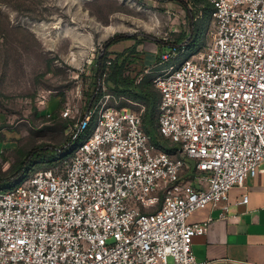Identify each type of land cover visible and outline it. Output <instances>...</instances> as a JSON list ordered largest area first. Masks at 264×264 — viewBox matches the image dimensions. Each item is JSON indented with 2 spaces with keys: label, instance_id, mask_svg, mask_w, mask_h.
I'll return each mask as SVG.
<instances>
[{
  "label": "built area",
  "instance_id": "built-area-1",
  "mask_svg": "<svg viewBox=\"0 0 264 264\" xmlns=\"http://www.w3.org/2000/svg\"><path fill=\"white\" fill-rule=\"evenodd\" d=\"M207 1L205 48L172 45L152 77L175 150L150 141L142 103L102 85L71 153L0 188V264H213L192 252L211 218L188 217L264 174V0Z\"/></svg>",
  "mask_w": 264,
  "mask_h": 264
},
{
  "label": "rangeland",
  "instance_id": "rangeland-1",
  "mask_svg": "<svg viewBox=\"0 0 264 264\" xmlns=\"http://www.w3.org/2000/svg\"><path fill=\"white\" fill-rule=\"evenodd\" d=\"M209 27L211 19L187 56L205 48ZM189 31L186 9L176 1L0 0V178L28 155L33 162L27 175L70 154L69 137L86 111L89 81L107 40L115 34L135 37L108 51L112 55L135 41L125 75L139 81L143 74L152 78L161 54L175 42L186 43ZM118 102L134 111L141 108ZM0 184L9 186L8 181Z\"/></svg>",
  "mask_w": 264,
  "mask_h": 264
},
{
  "label": "crops",
  "instance_id": "crops-1",
  "mask_svg": "<svg viewBox=\"0 0 264 264\" xmlns=\"http://www.w3.org/2000/svg\"><path fill=\"white\" fill-rule=\"evenodd\" d=\"M86 135L79 136L83 139ZM186 178L194 182L191 172L186 174ZM244 194L248 195L246 203L241 202ZM207 218H211L207 231L192 238V252L197 259L209 260L213 264H264L262 172L247 177L243 185L232 187L225 202L195 210L188 217V222H202Z\"/></svg>",
  "mask_w": 264,
  "mask_h": 264
},
{
  "label": "trees",
  "instance_id": "trees-1",
  "mask_svg": "<svg viewBox=\"0 0 264 264\" xmlns=\"http://www.w3.org/2000/svg\"><path fill=\"white\" fill-rule=\"evenodd\" d=\"M160 1H176L182 4L186 9L190 35L187 42L183 43V45L187 50H190L194 45L199 43L200 38L206 30L208 21L211 19L210 3L207 0ZM125 40H135V37L132 35L115 34L105 42L104 51L97 57L94 73L89 81L91 91L87 100V106L92 97L93 100L98 98L101 94V83H105L113 96L130 99L144 105L142 128L145 130L150 141L159 148L173 152L175 150V145L167 144L168 140L162 138L157 131L156 108L159 94L152 83V78L147 74H143L139 81H136L134 77L125 75V71L128 69L129 65L133 63L132 56L135 54V41L131 45L125 46L121 51L114 52L112 55L110 51H108L110 45ZM173 45H179V42H175ZM169 63L170 62L166 63V65ZM162 66H165V64L160 65L157 69ZM66 126L67 124L65 127ZM78 136L79 135L75 136L73 133L69 137V146L73 147ZM48 151L49 149L41 152V154L47 153ZM31 153H34V151ZM38 154L36 153L33 156L37 157ZM28 156L20 160L17 164L11 165L7 170V175L0 178V183L2 181H8L9 186L6 188H10L26 177L28 166L33 162L31 159H28Z\"/></svg>",
  "mask_w": 264,
  "mask_h": 264
},
{
  "label": "water",
  "instance_id": "water-1",
  "mask_svg": "<svg viewBox=\"0 0 264 264\" xmlns=\"http://www.w3.org/2000/svg\"><path fill=\"white\" fill-rule=\"evenodd\" d=\"M92 101H93V97L90 99V101H89V103H88L87 110L89 109V107H90Z\"/></svg>",
  "mask_w": 264,
  "mask_h": 264
}]
</instances>
